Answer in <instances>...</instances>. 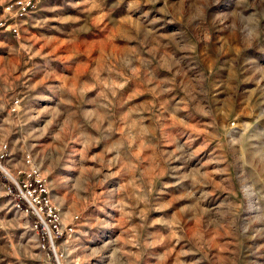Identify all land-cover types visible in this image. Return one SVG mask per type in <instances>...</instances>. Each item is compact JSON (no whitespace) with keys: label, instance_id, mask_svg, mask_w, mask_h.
<instances>
[{"label":"rangeland","instance_id":"obj_1","mask_svg":"<svg viewBox=\"0 0 264 264\" xmlns=\"http://www.w3.org/2000/svg\"><path fill=\"white\" fill-rule=\"evenodd\" d=\"M33 1L0 28V264H264V0Z\"/></svg>","mask_w":264,"mask_h":264},{"label":"built area","instance_id":"obj_2","mask_svg":"<svg viewBox=\"0 0 264 264\" xmlns=\"http://www.w3.org/2000/svg\"><path fill=\"white\" fill-rule=\"evenodd\" d=\"M35 7L36 4L33 0H15L11 3L5 4V6L3 7V11L4 13H6V15H9L7 19H12L11 23H9L7 28L17 33L18 23L15 20L24 17ZM7 19L0 21V28L6 27ZM25 162L30 167V170L27 172L28 178L22 186L25 191L22 192V190L20 189L22 197L28 203V206L25 210H30V212L35 216V218L42 224V228L46 230L48 236H50L51 239V230L44 218L48 217V220L53 224V227L57 228V224L59 223V217L56 211L52 208L49 198L45 196V189L42 187L40 179L36 178V169L33 168L29 157L25 159Z\"/></svg>","mask_w":264,"mask_h":264},{"label":"trees","instance_id":"obj_3","mask_svg":"<svg viewBox=\"0 0 264 264\" xmlns=\"http://www.w3.org/2000/svg\"><path fill=\"white\" fill-rule=\"evenodd\" d=\"M0 177H1L4 181H8V180L3 176V174H2L1 172H0ZM9 185H10V188H11L12 191H17L16 187H15L13 184L9 183ZM19 201H20V204H21L22 206H24V207L27 206V203H26V201H25L23 198H20ZM39 228L41 229V225H40V224H39Z\"/></svg>","mask_w":264,"mask_h":264},{"label":"bare ground","instance_id":"obj_4","mask_svg":"<svg viewBox=\"0 0 264 264\" xmlns=\"http://www.w3.org/2000/svg\"><path fill=\"white\" fill-rule=\"evenodd\" d=\"M0 169L4 171V173L11 179L15 181V177L13 176V174L0 163ZM54 252V251H53Z\"/></svg>","mask_w":264,"mask_h":264},{"label":"water","instance_id":"obj_5","mask_svg":"<svg viewBox=\"0 0 264 264\" xmlns=\"http://www.w3.org/2000/svg\"><path fill=\"white\" fill-rule=\"evenodd\" d=\"M14 181V180H13Z\"/></svg>","mask_w":264,"mask_h":264}]
</instances>
